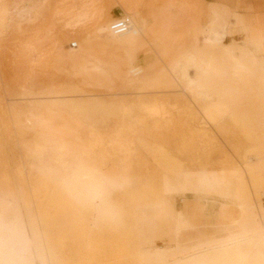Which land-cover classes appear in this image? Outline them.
I'll use <instances>...</instances> for the list:
<instances>
[{
    "label": "bare ground",
    "instance_id": "1",
    "mask_svg": "<svg viewBox=\"0 0 264 264\" xmlns=\"http://www.w3.org/2000/svg\"><path fill=\"white\" fill-rule=\"evenodd\" d=\"M46 10L47 0H0V27L42 16ZM189 15L184 31L166 39L155 19L132 14L125 19L129 27L123 34H114L108 23L85 35L77 48L66 46L57 58L62 75L77 82L74 86L34 82L37 89L11 94L18 97L9 103L7 122L25 150L19 167L24 197L16 200L8 179L0 175V264H17L26 230L40 241L49 264H264V210L258 203L264 195V30L254 33L237 7L219 2L210 1L199 15L193 10ZM139 38L141 47L174 53L168 72L160 71L148 84L185 93L191 101H206L199 107L203 124L216 129L228 118L245 135L249 146L233 170L227 167V176L211 174L205 166L192 172L171 147L143 142L161 174L181 177V182L169 185L163 178L158 183L156 172L146 166L145 178L132 165L133 145L142 140L123 130L109 138L122 152L118 171L78 154L82 150L90 155L86 131L69 128L60 118V106L80 112L89 124L98 123L91 118L94 112L104 121L122 118L132 108L141 112L137 124L145 125L148 119L158 129L176 125L181 117L167 108L171 97L136 99L122 106L120 114L116 102L91 94L134 82ZM226 76L240 87L231 90L216 83ZM237 92L247 97L245 111L228 96ZM196 133L207 135L204 127ZM98 156L104 159L106 154ZM176 192L234 200L236 212L223 218L201 210L189 215L171 205Z\"/></svg>",
    "mask_w": 264,
    "mask_h": 264
},
{
    "label": "rangeland",
    "instance_id": "2",
    "mask_svg": "<svg viewBox=\"0 0 264 264\" xmlns=\"http://www.w3.org/2000/svg\"><path fill=\"white\" fill-rule=\"evenodd\" d=\"M156 1L157 0H125V3L127 5L128 10L131 12L130 16H132V14L134 13H138L143 15V17H149L148 16L149 10L150 8H152L151 3ZM176 1H180V0H176ZM176 1L170 0V3L175 4ZM206 1H218L219 3L228 5L230 8L237 7L241 11L245 19L247 20L246 23L254 26V31H253L254 33L258 30H264V0H254V3H252V0H243L244 2H242V0L239 2L238 0L237 3L236 0H206ZM59 2L61 1L51 0L50 5L52 6L54 3H59ZM207 3H205L204 6L203 5L200 6L196 5L195 7L192 6L190 8V11L193 10L195 14L199 15L202 12V10L205 8ZM248 4H251L252 7L248 6ZM139 7H142L143 12L140 11ZM182 7H179L180 13L182 12L181 11ZM176 8L177 7L175 6L174 9L178 10V8L177 9ZM247 8L251 9V11L248 10ZM114 10L118 12L120 9L118 7H115L111 9V12ZM176 17L177 16H175L174 18ZM178 17L185 18L187 22L190 15L188 14L187 17V13L186 14L182 13L178 15ZM153 19L157 21L156 29H159L161 32H164L166 36H168L165 37V39L169 38V36L173 35V33H179L182 31L181 24H179L178 27L177 26L178 23H175V28H174L175 30L174 32H172L171 30L166 28L165 24L159 21L157 18H153ZM44 22L45 21L41 19L36 22H29L24 24L23 31H19L15 33V35H12L11 41L14 44L13 47L16 46V42L18 41L30 40L32 34L37 29H40V27H42ZM10 25L5 26L3 28L0 27L1 36L4 35V32L6 31L7 28L10 27ZM91 33L92 32H90V34ZM252 37L254 38L255 35ZM83 38L84 36L80 38L78 42H81ZM52 40H53V36L51 37L49 36V38H47L46 40L37 44L34 47L26 46L25 51L21 53L23 56L18 55L14 57L10 56L8 58H4L5 59L4 62L5 64H7L6 70L4 71L9 76L21 75L22 73H24L25 68L28 67V63H30V61L32 64H36L35 63L36 60L39 59L40 56L43 54V52H45V50H47L51 46ZM72 40L75 39L72 38ZM137 42L138 44H136L137 46L136 49L139 59L135 64L137 70H136L134 82L128 83L124 86H120L119 90L116 91H108V92L96 91V92H92L91 94H99L101 95L100 96L101 99H104L106 101L116 102L120 114H123L125 111V109L122 106L129 105V103L133 100L158 97V96L171 97L168 100L169 106L167 108L170 111L172 110L171 111L172 114L173 113L176 114L175 115L176 117H178V115H181V117H179L176 125L174 126L172 125L173 128L171 125H169L171 128L170 127L168 128V126L165 127L161 126L160 129H158L153 124V121L150 120L148 121V119H146L145 125L137 124L136 119L141 115V112L136 108H132L130 111L126 112L122 118H115L110 120L106 119L104 121L102 120L99 112H94L92 113L91 118L97 121L98 123L91 124L90 122L89 124L83 118V115L80 112L71 110L67 107L60 106V118L62 120L67 121L69 128H71L72 130L82 129L86 131V133L84 134V138L85 136L88 137V145L90 146V151L88 153L90 155L89 156L85 155V152L84 151L82 152V150L77 151L78 154L80 156H86L89 162L91 158H95L96 159L95 162L97 164H100L101 166H105L106 167L105 169H112L113 171H118L120 169L119 163H120V158L122 156V152L119 149H115L109 143V138L116 136L118 131L123 130L124 132L125 131L128 132L127 133L128 135L142 140V142L136 141L135 144L133 145L135 147L136 156H134V158L132 159L133 162L132 165H133V171L135 173L143 175V177H145L144 170L146 166V168L148 167L150 171L156 172L154 175V180L158 183H160L163 178L169 185H176L177 183L181 182V177L177 178L170 175L161 174L160 170L156 165L157 163L153 161V156L151 151L145 148L143 142H147V144L160 143L163 144L164 146L171 147L170 152L172 151L171 153L173 154L174 151L176 155H178L179 153L178 155L179 158L183 160L187 166H189L192 172L198 170L199 167L202 168L205 166L206 171H208L211 174L217 176H222V175L227 176V172H228L227 167H230V169L233 170L236 167V165L240 162V156L245 152V150L249 146V142L246 140L243 132L237 127H235L228 118L224 119L218 128L214 129L211 126L210 128L208 124L206 125L203 124L204 122L201 117V112L199 109V107L201 105H204L206 101L204 100L191 101L189 97L185 96V93L184 94L180 92L174 93L168 91L165 92L164 91L165 89L161 88L159 85L148 84L149 82L153 81L154 79L160 76L161 74L160 71H162L163 73L168 72V70L166 69L169 60L174 53L170 51L169 52L170 54L169 53L167 54L163 50H159L149 45L141 47L139 46L140 38L139 40H137ZM26 71H28V69ZM220 80L219 79L216 80V83L219 84V86L225 85V87H228V89L231 90L238 89L240 87L239 83L235 82L233 79L229 78L228 76L223 77ZM51 81H52V77H51ZM34 82L39 83L37 81ZM76 83L77 82L74 79L68 76H63L62 80L60 82H57L56 85L54 84H50V85L52 87L57 86V87L67 88L74 86V84ZM50 85H46V86L48 87ZM178 89H180V87ZM14 93L17 94L18 92H8V96H11V94ZM107 94H113L115 96H102ZM228 96L230 97L233 96L231 99L234 100L235 106H237L239 111L242 112L247 109L248 106L246 100L247 97L243 93L237 92L236 94H232ZM228 96L226 100L229 101L230 97ZM11 97H18V96H11ZM175 98L177 100L178 98H181V101L180 99L178 101L182 103L184 102L183 105L182 104L180 105V102L175 101L176 100ZM175 102L177 105L180 106H177ZM178 107H183L184 110ZM187 115H191V116L187 117ZM2 119L3 118L0 117V124ZM182 119L186 120V122H184ZM4 122L5 124L3 126L0 125V175L2 176V178H6L5 180L8 179L7 181L11 185L10 188L11 193L14 194L16 200L21 201L22 198L24 197L20 191L23 186L24 176L19 171V167L21 166V156L25 152V150H21L18 144L15 142L13 136V130H11V127L9 126L7 119H5ZM180 123L181 125L183 123L184 124L182 126H179ZM201 127H204L207 131L206 137L204 136L205 138L203 136L200 137L196 133V131L201 129ZM24 138L25 139L29 138V134H25ZM98 140H101V142H99ZM182 144H184L185 146L183 152L180 150ZM177 148L179 149L177 150ZM101 152L106 154V157L104 159L98 156ZM2 173L5 174L2 175ZM191 178L193 179L194 175H191ZM181 195L182 194L180 192L174 193L173 196L170 198L171 205L178 209L183 208V210L189 215H193L194 212L201 210L203 214L207 215L211 213L212 216H214V218H223L230 216L234 212H236L234 200L224 202L222 199L216 196L201 198L197 193L194 192H186L184 195H182V197ZM258 203L262 206V209L264 210V195L261 196ZM23 219L25 220V217H23ZM260 232L264 233V221ZM21 247H22V252L18 259L17 264H49L44 257V253L40 241L36 239L34 235H31V233L28 230H26L24 234V238L22 239L21 242ZM63 253L64 251H62L61 253L55 252V256L59 257Z\"/></svg>",
    "mask_w": 264,
    "mask_h": 264
},
{
    "label": "crops",
    "instance_id": "3",
    "mask_svg": "<svg viewBox=\"0 0 264 264\" xmlns=\"http://www.w3.org/2000/svg\"><path fill=\"white\" fill-rule=\"evenodd\" d=\"M50 1L47 0V10L42 16H35L30 20L16 22L7 28L3 36H0V117L3 118L1 126L5 124V119H9L10 121L9 103L15 100L14 97L8 96V92H20L23 89L31 88L37 89L35 84H33L34 81L46 85L60 82L63 75L61 73V63H57V58L60 57L63 49L65 50L67 47L77 48L78 40L83 36L90 34V32H95L100 27H105L115 19H127L131 14L125 0H60L61 2L54 3L52 6L50 5ZM207 2L210 1L186 0L185 3V0H180L176 1L175 4H171L170 0H157L151 3L152 8L149 10V17H143V15L138 13L134 14L145 19L157 18L172 32L175 30V23H178V27L181 24L184 31L186 20L183 17L179 18L178 15L187 13L188 17L192 6H204ZM252 3H254V0H252ZM175 6L178 10L174 9ZM115 7H118L120 10L118 12L115 10L111 12V9ZM179 7H182L181 13ZM139 9L143 12L142 7H139ZM175 16L177 17L174 18ZM41 19L45 22L40 29H37L32 34L30 40L18 41L16 42V46L13 47L14 44L11 41L12 35L23 31L24 24ZM49 36H53L52 44L36 60V64H32L30 61L31 64L28 63V67L25 68L24 73L19 76H9L4 71L7 66L4 58L22 55L21 53L25 51L26 46L34 47L49 38ZM72 38L75 40H72ZM72 42H76L75 47L71 46ZM27 69L28 71H26ZM3 111H6L7 117H3ZM9 126L13 130L12 125Z\"/></svg>",
    "mask_w": 264,
    "mask_h": 264
},
{
    "label": "built area",
    "instance_id": "4",
    "mask_svg": "<svg viewBox=\"0 0 264 264\" xmlns=\"http://www.w3.org/2000/svg\"><path fill=\"white\" fill-rule=\"evenodd\" d=\"M128 27V22L122 18L115 19L110 24V29L114 34H123L128 30ZM71 46L75 47L76 42H72Z\"/></svg>",
    "mask_w": 264,
    "mask_h": 264
}]
</instances>
